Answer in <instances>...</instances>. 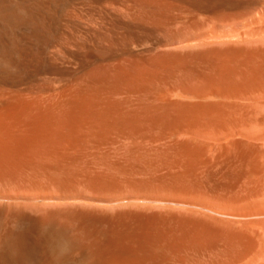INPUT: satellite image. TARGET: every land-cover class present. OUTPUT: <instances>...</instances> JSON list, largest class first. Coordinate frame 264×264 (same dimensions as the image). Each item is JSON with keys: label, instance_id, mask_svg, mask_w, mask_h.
<instances>
[{"label": "bare ground", "instance_id": "obj_1", "mask_svg": "<svg viewBox=\"0 0 264 264\" xmlns=\"http://www.w3.org/2000/svg\"><path fill=\"white\" fill-rule=\"evenodd\" d=\"M0 264H264V0H0Z\"/></svg>", "mask_w": 264, "mask_h": 264}]
</instances>
